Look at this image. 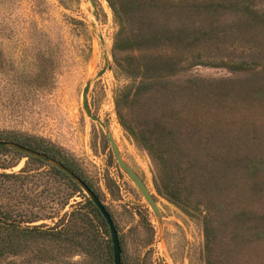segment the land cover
<instances>
[{"label": "rangeland", "instance_id": "1", "mask_svg": "<svg viewBox=\"0 0 264 264\" xmlns=\"http://www.w3.org/2000/svg\"><path fill=\"white\" fill-rule=\"evenodd\" d=\"M94 1L0 0V136L42 139L91 177L126 264H264V0H110L116 16ZM159 66L164 77L145 81ZM87 81L91 113L107 127L83 108ZM27 160L0 149L8 172ZM47 169L33 171L24 204L42 216L31 225L53 227L89 198ZM163 172L179 201L157 191ZM105 238L96 255L61 242L43 258L32 245L0 264H113Z\"/></svg>", "mask_w": 264, "mask_h": 264}, {"label": "trees", "instance_id": "2", "mask_svg": "<svg viewBox=\"0 0 264 264\" xmlns=\"http://www.w3.org/2000/svg\"><path fill=\"white\" fill-rule=\"evenodd\" d=\"M108 1L116 16V8L110 3V0ZM165 57L169 56L164 52L161 58L165 59ZM175 65L176 64H172L171 67H175ZM148 69H150V66ZM161 70V66L157 67L155 70L156 74L146 77L147 80L145 81H159L161 77H164L161 76ZM186 81L194 84L193 79H190V77ZM151 84L153 83L149 82L146 85ZM130 131L135 136L137 135L132 130ZM161 131V133H163L165 128H161ZM1 133L2 130H0V135ZM170 134L171 133L167 134V136ZM0 139L19 142L58 159L85 180L100 198V193L94 186L91 177L78 168L74 160L62 154L59 148L54 145L44 143L42 139L35 136L12 131L5 132V135L0 136ZM145 146L153 159L157 161L158 157L156 150L146 144ZM0 149H7V147L0 146ZM12 166H14V164L0 162V263L7 257L26 252L32 245L35 247V252L40 258L45 257L44 255L48 252L49 246L59 245L61 242L65 249L75 251V249L80 248L81 251L83 250L93 255H96L103 246H109V239L105 238L109 235L105 220L97 207L89 199L84 203H78L72 210L65 211L53 227H45L44 224L31 225L32 222L42 217L41 214L34 212L32 209L28 208L27 204H24V201L29 198L26 184L29 178L33 176V171L37 172L41 167L48 166L45 172L50 176H60L66 179L68 187L70 188H77V185L62 171L35 157L28 156L25 165L17 172L6 171ZM155 187L159 193L165 195L168 199L173 201L180 200L177 190L172 183L165 178L164 172L156 175ZM71 197L72 194L68 193L65 196H60L58 201L54 202L59 206L58 211L69 204ZM58 211L56 212L57 214L59 213ZM118 237L121 246V264H126L122 241L119 235Z\"/></svg>", "mask_w": 264, "mask_h": 264}, {"label": "water", "instance_id": "3", "mask_svg": "<svg viewBox=\"0 0 264 264\" xmlns=\"http://www.w3.org/2000/svg\"><path fill=\"white\" fill-rule=\"evenodd\" d=\"M91 6L95 8V1L89 0ZM100 39L102 40V37L100 36ZM108 61L105 56V63L102 66L100 70L96 73V77L103 74L106 69L108 68ZM90 86V81H87L84 88H83V99L82 104L83 108L86 112V114L92 119L103 126L107 127V122L102 123L99 117L91 113V110L89 108L88 100H87V92ZM108 142L111 145L112 152L114 154L115 160L117 161L120 168H122L126 174L129 176V178L133 181V183L136 185L142 196L146 199L152 210L156 214H160L159 209L157 207V204L155 200L153 199L152 195L150 194L147 186L145 185L142 178L127 164V162L121 157V154L119 152V149L117 147V144L115 143L112 135L110 133L107 134ZM0 146L7 147L13 150H16L20 153H22L24 156L28 157H35L37 159H40L50 166H54L60 171H62L66 176L69 177L70 180H72L78 187H80L87 195L89 200L97 207L100 214L105 220V223L107 225L110 240L112 244V254H113V264H121V246L119 242L118 237V231L114 224L113 218L111 217V214L109 210L107 209L106 205L102 202V200L99 198V196L95 193V191L87 184L85 180H83L78 174H76L73 170H71L68 166H66L64 163L59 161L58 159L49 156L48 154L44 152H40L38 150H35L33 148H30L28 146H25L19 142L11 141V140H5L0 139Z\"/></svg>", "mask_w": 264, "mask_h": 264}]
</instances>
